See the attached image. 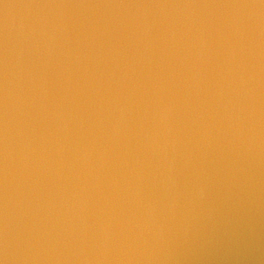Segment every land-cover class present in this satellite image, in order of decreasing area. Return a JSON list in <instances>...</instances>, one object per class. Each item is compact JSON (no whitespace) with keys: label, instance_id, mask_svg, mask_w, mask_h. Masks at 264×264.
Returning a JSON list of instances; mask_svg holds the SVG:
<instances>
[{"label":"water","instance_id":"water-1","mask_svg":"<svg viewBox=\"0 0 264 264\" xmlns=\"http://www.w3.org/2000/svg\"><path fill=\"white\" fill-rule=\"evenodd\" d=\"M0 264H264V0H0Z\"/></svg>","mask_w":264,"mask_h":264}]
</instances>
